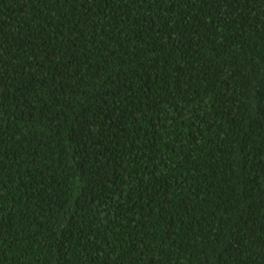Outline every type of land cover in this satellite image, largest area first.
<instances>
[{
    "label": "trees",
    "instance_id": "16d2710c",
    "mask_svg": "<svg viewBox=\"0 0 264 264\" xmlns=\"http://www.w3.org/2000/svg\"><path fill=\"white\" fill-rule=\"evenodd\" d=\"M0 264H264V0H0Z\"/></svg>",
    "mask_w": 264,
    "mask_h": 264
}]
</instances>
